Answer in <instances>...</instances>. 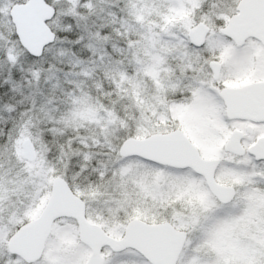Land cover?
I'll return each mask as SVG.
<instances>
[{"label": "snow or ice", "instance_id": "6c2138e0", "mask_svg": "<svg viewBox=\"0 0 264 264\" xmlns=\"http://www.w3.org/2000/svg\"><path fill=\"white\" fill-rule=\"evenodd\" d=\"M0 264H264V0H0Z\"/></svg>", "mask_w": 264, "mask_h": 264}, {"label": "water", "instance_id": "95a60500", "mask_svg": "<svg viewBox=\"0 0 264 264\" xmlns=\"http://www.w3.org/2000/svg\"><path fill=\"white\" fill-rule=\"evenodd\" d=\"M36 38L40 39V34L39 33L36 34Z\"/></svg>", "mask_w": 264, "mask_h": 264}]
</instances>
